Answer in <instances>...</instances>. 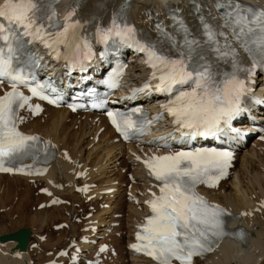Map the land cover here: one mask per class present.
<instances>
[{"label":"snow or ice","instance_id":"snow-or-ice-1","mask_svg":"<svg viewBox=\"0 0 264 264\" xmlns=\"http://www.w3.org/2000/svg\"><path fill=\"white\" fill-rule=\"evenodd\" d=\"M53 5L54 0H0V83L8 84V90L0 95V173L42 174L46 169L38 165L47 163L48 150L55 147L50 141L23 133L18 126L23 119L17 114L19 109L27 108L33 116L40 111L39 104H31L33 97L56 106L62 101L57 88L38 80L33 71L41 61L26 52V47L34 43L43 46L53 59H63L69 69L81 71L94 56V43H115L143 54L149 75L127 98L143 93L163 95L165 100L151 119L139 107L107 111L108 120L125 139L146 133L164 114L179 133L176 143L218 135L245 110L244 98L252 92L254 72L264 69V9L241 0H212L206 13L196 4L197 35L178 16L171 18L172 31L157 22L156 40L143 38L141 31L128 23L127 4L112 14L107 25L96 23L91 32L84 30L87 21L76 18L75 4L59 20ZM240 51L247 55L248 67L240 59ZM124 74V66L118 65L102 83L116 88ZM93 92L89 89V95ZM78 106L83 107L68 105L73 111ZM91 106L102 108L104 101ZM171 138L169 133L158 139L165 140L162 147L170 148L167 141ZM64 155L67 158V153ZM26 159L32 162L24 164ZM231 159L230 152L215 148L169 150L143 159L152 181L144 201L149 214L137 225L136 242L129 247L150 257L154 264H192L194 256L210 251L225 234L227 213L196 189L198 185L216 186L227 175ZM104 250L102 246L100 251Z\"/></svg>","mask_w":264,"mask_h":264},{"label":"bare ground","instance_id":"bare-ground-1","mask_svg":"<svg viewBox=\"0 0 264 264\" xmlns=\"http://www.w3.org/2000/svg\"><path fill=\"white\" fill-rule=\"evenodd\" d=\"M72 1L73 0H68L69 3ZM120 1L121 0H105L104 3L101 4L99 0H90L86 5V8L89 9V11H95L97 8L106 7V9L108 10L106 12V18H109ZM177 1L181 3L183 0ZM253 1L264 5V0ZM165 3L166 0H135L131 12L132 21L136 24L137 27L147 28L149 26L148 22L150 16L157 11L164 10ZM110 9L111 12L109 11ZM129 70V75L127 77L128 84L130 86H134L135 84L140 82V79H137L136 77L144 73L136 64L130 65ZM88 72H90V70H88L87 73ZM260 80L261 77H258V84L260 83ZM261 114L263 113L261 112ZM19 115L23 118L22 122H20L23 130H25L26 132H39L43 137L51 138V140L56 144L55 146L57 148V154L47 164V170L44 174L37 176H28L19 173H0V179L4 180V183L0 181V207L5 210L4 213L6 214V216L8 214L6 210V207L8 206L6 204V200L10 196V194L8 195V193L10 192L7 191L9 187L6 186V180L8 181V179H17L18 181L22 179L21 177H23L25 180V182L23 183L29 185V187H27L28 185L26 186L25 184L24 187L27 188L28 191L32 185L38 183V181L40 180H44L45 183L37 186V188L46 185L47 188L51 190L52 195H46L44 193L39 195L37 194V196L41 198L39 199L40 201H38V203H43L41 209L36 211L35 216H33L36 217L35 220L37 224V230H40L41 227L47 226L49 222L54 219L55 214L58 215V209H60L59 207L64 206V204L61 203L56 204L57 202L50 204L49 206L46 205V201H51L52 196L56 195L57 192H59L60 195L65 200H67L65 203H68L70 205L72 202L75 203L79 201L78 197L82 201L83 198L87 199L92 193H94L93 195L96 198L104 196L108 198L109 195L101 194L100 190L102 188H110L112 191V193L110 194L111 197L102 201L108 203V208L102 212H111L112 214H114L115 212H120V208L123 204V201H121V197L123 199L125 195H122L120 192V190L122 189L121 183L124 180L122 179V171L118 170L120 168L123 169L128 166V161H131L129 162L131 163L130 174L133 176L135 181L134 183L130 184V187L128 188V193L130 194L128 196V199L130 200H125V203H127V205L129 204L128 210H130L131 212L129 215L131 219L129 221L131 222V224L129 228L128 226H126L127 224L124 226L126 232V243L124 247H122L120 242H117L122 241L123 236L114 239V242L118 247V250H116V264H126L125 257L127 256H130V260H133L131 264H154L151 258L147 257L146 255L134 254L128 247V245L130 242H132L134 230L137 228V225L143 221L145 215L149 214L147 206L145 205L143 207L141 203H143L145 199L148 198L146 188L151 187V180L150 178H148V176L145 175L141 161L147 158V156L151 155L153 152L158 151L159 149L154 148L151 146V144L146 143V138L142 141L135 140L124 144L118 139L117 135L114 134L111 128L107 125L105 117L98 113H71L63 108L44 105V109L42 110V112L38 113L36 116H31L29 114V111H26L25 109L21 110ZM257 118L263 119L264 117H262V115H258ZM25 121L27 122L25 123ZM75 124H77V131L71 132L70 130H68L69 125H72L73 127ZM235 126L245 127L246 123L245 121L236 122ZM164 128H166V126H164ZM165 131L167 130L165 129L162 132ZM159 133L161 132H156L153 134V136H156ZM89 137H91L90 140ZM161 141L163 140L160 139L159 142ZM87 146L89 148L86 151ZM62 148L67 149V158H65L63 153L60 152ZM263 148L264 145L262 143L256 142V140L253 139L252 144L249 148L247 147L245 150H242L238 155L235 156V159L236 157L237 159L239 158L240 166H238L237 168L234 167L229 172V176L230 173L234 172L233 178L229 180L231 186H228L227 182L229 181L221 180L217 187L206 188L205 190H203V192L211 202L223 205L227 208H230L234 213L240 214L236 215V217H233L231 223L232 225H235L237 223L248 230V241L245 243H241L239 240H236L234 238H222L218 245L210 252L199 256H194L192 264H257L258 261L261 260L262 257H264V206L257 211L252 210L253 200L255 198H264ZM96 151H100V153H95ZM122 155L125 156L123 157V159L119 160ZM136 157H140L141 160H137ZM90 158H96V160L89 161ZM77 161H80L81 164L77 165ZM109 164L110 166L108 167ZM83 168L86 169L81 175L82 182L84 183L85 181H94L96 182V184L95 186L83 188L85 190H81L79 193H77L73 190L75 180L74 174L76 173V171L79 172ZM244 174H246L245 181L248 184L246 185V187L241 188L244 183L241 185L240 182L244 180ZM113 182H116L118 185L113 184ZM230 187L231 189H229ZM123 189L124 192H126L127 189ZM23 194H26V191H24ZM18 201L20 202V199H18ZM19 205L20 204L17 205L18 208H20ZM90 219L92 221L95 220L94 225L98 227L99 232L97 231V235L99 236L104 235L106 233L105 231H107L108 233L110 230H112L113 233L120 232L121 234V229L124 228L121 226V222H116L119 219L114 220L112 218L108 219L110 220L108 228V220H106V218L104 219V216H100L97 213L92 214L90 216ZM1 220L0 235L8 233L6 232V226ZM66 221V226H62L54 230L55 235L60 236L62 230L63 232L70 231L73 233L71 229L74 228L76 223L73 222L70 217H67ZM58 222H60V220L50 223L51 226H53ZM83 226L84 224L80 225V227ZM30 230L32 238L29 241V245L33 242L35 243V245L31 248L28 247L23 252H20L19 256L12 254V252L18 253V250L14 249V241L0 243V264L34 263L31 252L40 251L42 248L41 246L44 244L47 246L46 243L51 241L52 238L50 233H36V230ZM94 232H96V230H94ZM72 233L71 235L66 236L67 240L64 243L65 245L70 240V236H72ZM35 234L37 235L36 239L33 237L35 236ZM42 234L44 235V237L40 238ZM84 234L86 235L87 232H85ZM77 244L79 248L81 246H85V249L87 250L96 247L92 243L83 244L79 242ZM58 248L53 250L50 257L44 259L42 258V260L37 264H43L45 261L53 259V256ZM85 249L81 248L80 251H83ZM47 252L48 250H45L46 254ZM124 253L126 254L124 255ZM62 259L63 257H58L54 258V261H60ZM174 264H176V262H174Z\"/></svg>","mask_w":264,"mask_h":264},{"label":"rangeland","instance_id":"rangeland-1","mask_svg":"<svg viewBox=\"0 0 264 264\" xmlns=\"http://www.w3.org/2000/svg\"><path fill=\"white\" fill-rule=\"evenodd\" d=\"M42 120V119H41ZM27 121H25V123H26ZM42 123V122H41ZM76 125L77 124H75L73 127H72V125H69V127H68V130H70L71 132H74V131H77L78 129H76ZM71 126V127H70ZM71 128V129H70ZM90 138L91 137H89V140H90ZM88 146H90V145H88ZM87 146V148H86V151L88 150V147ZM87 153V152H86ZM95 153H100V151H96ZM85 154V153H84ZM86 155V154H85ZM84 155V156H85ZM83 156V157H84ZM125 155H122L121 157H120V159L119 160H121V159H123V157H124ZM89 159V158H88ZM93 159V160H92ZM94 160H96V158H90V160L89 161H94ZM240 164V161H239V158L238 159H236L235 161H234V167H238V166H240L239 165ZM110 166V164L108 165V167ZM131 163H129V161H128V166H126L125 168H123V169H119L118 171H122V173H123V182L121 183L122 185H121V190H120V192H121V194L122 195H125L124 197H123V199H122V197H121V201H123V204H122V206H121V208H120V212H115L114 214H112L111 212L110 213H103L102 211H104L105 209H107L108 208V203L107 202H102L103 200H105V199H108L109 197H111L110 196V194L111 193H109V194H106V195H109V197L108 198H106L105 196L104 197H99V198H96V199H94V198H92L91 200H89V201H81V199H79V197H78V200L79 201H77V202H75L74 204L72 203L71 204V206L70 205H68V204H65L63 207H59L60 209H58V211H59V213H58V215H56L55 214V217H54V219H52L50 222L52 223V222H55V221H58V220H60V221H65V222H67L66 220H67V217H71V216H73L75 213H77L78 212V210H80L81 208H83V210H86V209H88V206L89 207H91V206H93L94 208L92 209V211H93V214H95V213H97V214H99L100 216H104V219L106 218V220H108V219H119L118 221H116V222H121L120 224H121V226L122 227H124L126 224V226H128V228H129V226H130V224H131V222L129 221L131 218L129 217V215H130V210H128L129 208H128V205H127V203H125L128 199H126L127 197H128V192L126 191V192H124V187L126 188V186H125V182H126V180L125 179H127V173H130V170H131ZM233 167V168H234ZM232 168V169H233ZM233 175H234V172H232V174L229 176V178H226L225 180L226 181H229L230 179H232L233 178ZM245 175L246 174H244L243 176V178H244V180L243 181H241L240 182V184L242 185L243 183V185L241 186V188H243V187H246V185L248 184L246 181H245ZM22 179H20V180H18L17 181V179H8V181L6 180V186H8L9 188H8V192H10V193H8V195L10 194V196L8 197V199L6 200V204L8 205L7 207H6V210H7V212H8V214H7V216H6V214L4 213V209L2 208V207H0V220L4 223V225L6 226V232H11V231H14V230H16V229H18V228H20V227H26V228H30V229H33V231H35L36 233L38 232V233H50L51 234V241H49V242H47L46 244H47V246L44 244V245H42L41 247V250L40 251H33V252H31V256H32V258H33V260H34V264H37L42 258H47V257H49L48 255L47 256H45V250H47V249H49V248H51V249H53V248H57V247H59V246H62L64 243H65V241L67 240V237L66 236H69V235H71V233L72 232H70V231H65V232H63V230H62V233L60 234V236L59 235H55V233H54V230H56V229H54L53 228V226H51V223L49 222V224L47 225V226H45V227H41V229L39 230H37V224H36V217H33V216H35V212L36 211H38L39 209H41V206H42V202H39L38 203V201H40L39 199H41L39 196H37V194L39 195V194H42L41 192H39L38 191V188H37V186H39V185H42V184H44L45 183V181L44 180H40V181H38V183H36V184H34V185H32L31 186V188L29 189V191L27 190V188H24L25 187V184L26 183H23V182H25V180H24V178L23 177H21ZM96 179V178H95ZM94 179V180H95ZM0 181L2 182V183H4V180H2V179H0ZM246 182V183H245ZM228 183V186L230 185V181L229 182H227ZM13 186H11V185ZM113 184H115V185H118L117 183H115V182H113ZM264 184V183H263ZM28 184H26V186H27ZM127 186H128V184H127ZM231 186V185H230ZM11 187H12V189H11ZM27 187H29V185L27 186ZM249 187H250V185H249ZM23 188H24V190H23ZM37 188V189H36ZM226 188H227V186H226ZM11 189V190H10ZM17 189H18V192H17ZM229 189H231V187L229 188ZM10 190V191H9ZM24 191H26V194H23L24 193ZM29 192V193H28ZM217 192V191H216ZM58 194H60L59 192H57ZM254 194V193H253ZM25 195V196H24ZM20 197V198H19ZM76 198V197H75ZM18 199H20V202L18 201ZM21 199H23V200H21ZM126 200V201H125ZM107 201V200H106ZM90 202H91V204H90ZM38 203V204H37ZM18 204H20L19 205V207L20 208H18ZM80 205V206H79ZM140 205V204H139ZM17 206V207H16ZM137 207H138V205H137ZM14 208V209H13ZM17 210H16V209ZM20 209V210H19ZM113 211H114V209H113ZM32 214V215H31ZM67 216V217H66ZM107 216V217H106ZM8 217V218H7ZM32 218V219H31ZM66 218V219H65ZM72 218V217H71ZM263 218H264V216H263ZM8 219V220H7ZM61 219H64V220H61ZM26 222V223H25ZM73 222H75L76 223V225L74 226V228H72L71 229V231H73V233H72V236H70V237H74L75 235H77V234H79L80 232H81V227H80V222H76V221H73ZM109 223H110V220H108V222H107V226H108V228H109ZM15 225V226H14ZM100 226V225H99ZM36 228V229H35ZM74 229V230H73ZM122 230V233L120 234V232H118V233H116V232H112V230H110L108 233H107V231H105L106 233L104 234V235H101V239H103V240H106L108 243H110L116 250H118V247H117V245H116V243L114 242V239L115 238H119V237H122V241H117L118 243L120 242V244L122 245V247H124L125 246V240H126V232H125V227L124 228H122L121 229ZM101 232V231H100ZM102 232H104V231H102ZM35 239L37 238V235L35 234V236H33ZM49 243V244H48ZM126 253H124V255H125ZM126 258V264H131L132 262H133V260H130V256H127V257H125ZM264 257H262L261 258V260H259L258 261V263L257 264H264V259H263ZM109 263L110 264H116V255L114 256V255H112L111 256V258H110V260H109Z\"/></svg>","mask_w":264,"mask_h":264},{"label":"water","instance_id":"water-1","mask_svg":"<svg viewBox=\"0 0 264 264\" xmlns=\"http://www.w3.org/2000/svg\"><path fill=\"white\" fill-rule=\"evenodd\" d=\"M30 234V229L21 227L13 232L4 233L0 235L1 241L15 240V248H18L20 251L26 250L28 237Z\"/></svg>","mask_w":264,"mask_h":264}]
</instances>
